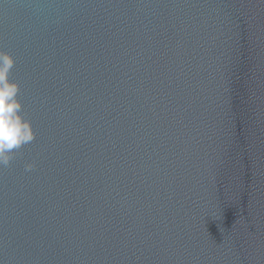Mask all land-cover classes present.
<instances>
[{
  "label": "water",
  "instance_id": "water-1",
  "mask_svg": "<svg viewBox=\"0 0 264 264\" xmlns=\"http://www.w3.org/2000/svg\"><path fill=\"white\" fill-rule=\"evenodd\" d=\"M0 52V264H264V0H0Z\"/></svg>",
  "mask_w": 264,
  "mask_h": 264
},
{
  "label": "clouds",
  "instance_id": "clouds-1",
  "mask_svg": "<svg viewBox=\"0 0 264 264\" xmlns=\"http://www.w3.org/2000/svg\"><path fill=\"white\" fill-rule=\"evenodd\" d=\"M14 65L10 54L0 52V166L5 167L11 162L12 153L35 139L31 123L21 114L19 86L10 80ZM34 167V163L28 164L25 171L31 172Z\"/></svg>",
  "mask_w": 264,
  "mask_h": 264
}]
</instances>
